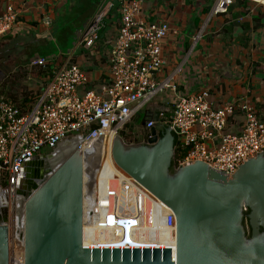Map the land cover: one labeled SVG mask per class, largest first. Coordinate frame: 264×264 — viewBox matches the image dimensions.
Returning a JSON list of instances; mask_svg holds the SVG:
<instances>
[{
    "label": "built area",
    "instance_id": "2783aa9c",
    "mask_svg": "<svg viewBox=\"0 0 264 264\" xmlns=\"http://www.w3.org/2000/svg\"><path fill=\"white\" fill-rule=\"evenodd\" d=\"M249 1L264 6V0ZM233 2L217 0L211 14L227 15ZM119 3L120 26L108 55L111 80L99 92L86 89L80 93L90 80L78 64L56 66L39 58L34 64L54 71L30 111L23 112L9 99H0V209L7 208L9 214L11 264H24L23 242L17 236L19 206L9 204L17 193L24 165L68 140L77 139L78 149L84 144V167H90V159L100 157L91 193L84 189L83 246L91 250L171 249L173 260L177 251L174 213L115 165L108 153L112 139L144 111L145 118H150L142 126L147 139L159 125L171 127L178 136L175 169L202 162L231 177L246 158L264 152V122L252 105L239 100L215 107L208 91L182 94L170 78H158L170 25L145 20L144 0ZM105 16L101 9L82 31L80 44L84 48L98 43ZM17 23V11L7 4L0 11V41ZM199 39L200 34L194 41ZM161 95L165 98L157 103ZM237 115L243 121L241 129L234 132L230 123ZM85 176L87 186L90 177L86 180Z\"/></svg>",
    "mask_w": 264,
    "mask_h": 264
},
{
    "label": "water",
    "instance_id": "95a60500",
    "mask_svg": "<svg viewBox=\"0 0 264 264\" xmlns=\"http://www.w3.org/2000/svg\"><path fill=\"white\" fill-rule=\"evenodd\" d=\"M177 137L159 125L147 143L127 145L115 136L112 149L115 165L174 213V260L171 249L83 246L84 189L91 193L100 157L85 170L84 144L78 149L79 141L71 139L24 165L17 188L24 264H264V152L246 158L231 177L202 162L172 170ZM72 141L76 146L66 156L64 146ZM38 160L45 164L41 180L35 176ZM8 223V210L0 209V264H11Z\"/></svg>",
    "mask_w": 264,
    "mask_h": 264
},
{
    "label": "crops",
    "instance_id": "0c3cea01",
    "mask_svg": "<svg viewBox=\"0 0 264 264\" xmlns=\"http://www.w3.org/2000/svg\"><path fill=\"white\" fill-rule=\"evenodd\" d=\"M217 0H144L143 18L166 22L170 33L163 43L160 80L169 79L182 94L208 91L210 102L223 107L239 100L252 105L264 122V6L249 0H234L227 15H212ZM0 11L12 4L18 13L14 30L0 43L24 46L30 57L26 70L46 58L50 63L78 64L89 76V86L80 93L99 92L111 80L108 55L120 26L119 0H0ZM104 10L106 16L95 47L80 44L82 31ZM60 28V29H59ZM200 34L196 42L194 38ZM67 51L62 47H69ZM58 47H54V43ZM49 56L42 54L49 49ZM40 70V68H39ZM28 75L30 96L12 101L28 112L53 75ZM33 78V79H32ZM31 81L33 83L31 84ZM169 93L168 91L166 92ZM39 96V97H38ZM165 95L157 99L160 103ZM146 116V115H145ZM243 118L234 117L230 129H241Z\"/></svg>",
    "mask_w": 264,
    "mask_h": 264
},
{
    "label": "rangeland",
    "instance_id": "374dc122",
    "mask_svg": "<svg viewBox=\"0 0 264 264\" xmlns=\"http://www.w3.org/2000/svg\"><path fill=\"white\" fill-rule=\"evenodd\" d=\"M67 44L69 45V47H62L61 49L63 51H67L70 48V46L72 45L71 40H68ZM57 45L58 44L55 42L54 47H56ZM48 50H50V48L47 50H41L42 54L46 57H48L50 53V51ZM27 56L28 55L26 49L24 48V46H18V42L16 44L12 42L4 43L3 41L0 43V71L3 74V77L0 78V99L6 98L14 102L27 99L30 96V92L28 91V75H41V70H39V65L38 63H36L34 64V67H36V69L32 70L31 72L27 71L26 65L30 59V57ZM43 59L46 60V58L44 57ZM32 83L33 81H31V84ZM144 119V111L137 114L133 121L125 127V129L118 135V137H121L127 145L146 143L147 132L143 130L142 127ZM47 154L48 152L42 153L43 156ZM175 162L176 158L174 163ZM21 198L22 197H20L16 193V196L11 199V202L13 201L12 205L14 207H17L16 205L18 204L20 208L22 200ZM14 227L15 225H13L12 231H14Z\"/></svg>",
    "mask_w": 264,
    "mask_h": 264
},
{
    "label": "bare ground",
    "instance_id": "6f19581e",
    "mask_svg": "<svg viewBox=\"0 0 264 264\" xmlns=\"http://www.w3.org/2000/svg\"><path fill=\"white\" fill-rule=\"evenodd\" d=\"M114 139H115V137L112 139V141H111V144H109V147H108V153L109 154H111V156H112V149H113V145H114ZM76 146V141H72V142H70V143H66L65 144V148H64V154L66 155V156H68L70 153H71V151L73 150V148ZM98 145L95 147V150H97L98 151ZM86 156V155H85ZM97 157H98V155H97ZM94 159H90L89 161H88V164H89V166L91 167V165L93 164L92 163V161H93ZM83 162H84V164H85V162H86V159H85V157H83ZM85 170H87L88 168H87V166L85 165ZM85 178H86V180H88V174H86V176H85ZM18 194V193H17ZM19 195V194H18ZM16 196V192L14 193V196L12 197V199L14 198ZM7 198H9V197H7ZM2 198L0 197V201L2 202ZM22 203V202H21ZM10 205L12 204V202H10L9 203ZM7 209V208H6ZM19 226L21 227V222L19 221ZM19 229V228H18Z\"/></svg>",
    "mask_w": 264,
    "mask_h": 264
},
{
    "label": "flooded vegetation",
    "instance_id": "af4514ba",
    "mask_svg": "<svg viewBox=\"0 0 264 264\" xmlns=\"http://www.w3.org/2000/svg\"><path fill=\"white\" fill-rule=\"evenodd\" d=\"M146 143H147V139H146ZM52 152L48 153L47 155L51 154ZM43 156V155H42ZM44 171H45V164L43 161H39L38 160V163H37V170L35 172V176H37V178L39 180L43 179L44 177Z\"/></svg>",
    "mask_w": 264,
    "mask_h": 264
},
{
    "label": "trees",
    "instance_id": "16d2710c",
    "mask_svg": "<svg viewBox=\"0 0 264 264\" xmlns=\"http://www.w3.org/2000/svg\"><path fill=\"white\" fill-rule=\"evenodd\" d=\"M38 68H40V70H41V74H45L46 76H47V75H51L50 66H48V67H46V68H42V67H38ZM38 97H39V96H38ZM37 100H38V98L36 97V99H34V102H36ZM174 165H175V163H173L172 170L174 169ZM244 221H245V223H246L247 219H245Z\"/></svg>",
    "mask_w": 264,
    "mask_h": 264
}]
</instances>
